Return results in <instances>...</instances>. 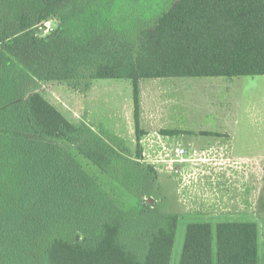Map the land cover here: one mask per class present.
Segmentation results:
<instances>
[{"label": "rangeland", "instance_id": "rangeland-1", "mask_svg": "<svg viewBox=\"0 0 264 264\" xmlns=\"http://www.w3.org/2000/svg\"><path fill=\"white\" fill-rule=\"evenodd\" d=\"M172 1L64 0L55 5V0H0V48L7 56L10 79L0 86V137H36L20 132L10 106L31 92L40 93L80 128L74 135L78 142L66 138L44 140L61 146L90 175L99 202L95 209L72 214L71 220L70 216L62 218L63 222L46 232V239H71L72 235L88 239L104 212L116 213L128 225H132V216L147 220L139 222L142 229H149L150 220L157 222L160 215L178 213L170 264H179L189 223L209 222L215 227L218 221H224L211 216L226 211V206L210 205L217 186L210 169H264V75L141 79L143 119L139 141L129 79H91L86 72L69 80L38 78L42 66L62 43H78L106 29L134 40L137 32L152 26ZM150 130L161 142L150 139ZM222 132L230 138L223 136L220 144L250 158L215 159L210 152H193L195 146L214 143L217 133ZM85 139L101 145L108 159L104 168L79 149ZM161 143L168 149L163 150ZM180 144L188 151L184 157L174 154ZM5 164L6 160L0 158V213L13 212L18 202L17 169H8ZM198 169L207 172L202 174ZM201 197L208 203L199 204ZM145 199L149 206L144 205ZM20 226L15 220L8 222L15 233ZM261 226L259 264H264V219ZM5 238L0 234V264H38L42 259L44 240L39 245L29 240L36 248L35 257L23 244L9 247Z\"/></svg>", "mask_w": 264, "mask_h": 264}, {"label": "trees", "instance_id": "trees-1", "mask_svg": "<svg viewBox=\"0 0 264 264\" xmlns=\"http://www.w3.org/2000/svg\"><path fill=\"white\" fill-rule=\"evenodd\" d=\"M6 58L0 48V86L10 83ZM41 71L43 80H69L84 72L91 79H129L139 141L141 79L264 75V0H174L134 40L108 29L95 31L81 42L62 43ZM20 98L10 106L13 121L20 132L36 137H0V158L8 169H17V205L13 212L0 213V234L6 235L7 245L23 244L36 257L29 240L38 245L44 240L38 264H170L177 214L160 215L145 230L139 222L147 220L132 216L128 225L116 213L104 212L88 239L45 238L55 223L95 209L99 202L90 175L61 146L44 140L78 142L74 135L80 128L40 93ZM78 146L105 167L108 159L98 142L85 139ZM144 205L149 206L146 199ZM10 220L20 223L17 233L8 228ZM179 264H258L256 223H189Z\"/></svg>", "mask_w": 264, "mask_h": 264}, {"label": "crops", "instance_id": "crops-1", "mask_svg": "<svg viewBox=\"0 0 264 264\" xmlns=\"http://www.w3.org/2000/svg\"><path fill=\"white\" fill-rule=\"evenodd\" d=\"M154 79V78H148ZM150 107V109H152ZM142 109L140 100V111ZM152 113V112H150ZM143 116L140 112V125ZM153 116L150 119L152 124ZM150 139L157 143L158 140L161 142L162 139L155 140L154 133L150 130ZM147 134V135H148ZM218 134H220L218 136ZM159 135V134H157ZM160 136V135H159ZM223 136L230 138L228 133L222 132L217 133L216 140L209 146L196 147L193 149L194 153L210 152L213 154L215 159H234V158H250V156H242L239 152H235L232 146H223L220 144ZM164 137V136H161ZM168 140V139H167ZM181 145V144H180ZM183 146V145H181ZM230 148L229 150H227ZM203 159V158H201ZM187 169V167H185ZM186 169H184L186 171ZM207 172L206 169L201 171ZM197 172V171H196ZM210 174L215 178L217 186L214 188V201L210 202L212 206H226V211L223 209L218 211L216 214L213 213L211 216L217 217L219 220L230 221V222H255L258 229V264L260 261L259 252V239L261 234V223L264 219V169H236L235 167L218 166L217 168L212 167ZM207 174V173H206ZM223 183V184H222ZM242 190V191H241ZM248 193V191H250ZM201 195L203 196L204 190L201 189ZM252 196V198H250ZM262 197V199H261ZM225 200V201H224ZM248 200V201H247ZM206 201L201 197L199 204H203ZM208 203V202H206ZM196 212H201L196 209ZM178 214V213H174ZM220 222V221H218ZM172 253V252H171Z\"/></svg>", "mask_w": 264, "mask_h": 264}, {"label": "built area", "instance_id": "built-area-1", "mask_svg": "<svg viewBox=\"0 0 264 264\" xmlns=\"http://www.w3.org/2000/svg\"><path fill=\"white\" fill-rule=\"evenodd\" d=\"M163 143V142H162ZM161 143V144H162ZM163 145V144H162ZM162 148H163V150H166V149H168L166 146H162ZM174 154L176 155V156H178V157H184V155H186L187 153H188V151H187V149L185 148V147H183V146H181V145H178L177 147H175L174 148ZM165 153H166V151H165ZM166 155H167V153H166Z\"/></svg>", "mask_w": 264, "mask_h": 264}, {"label": "water", "instance_id": "water-1", "mask_svg": "<svg viewBox=\"0 0 264 264\" xmlns=\"http://www.w3.org/2000/svg\"><path fill=\"white\" fill-rule=\"evenodd\" d=\"M149 201H150V199H149Z\"/></svg>", "mask_w": 264, "mask_h": 264}]
</instances>
